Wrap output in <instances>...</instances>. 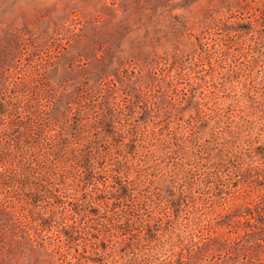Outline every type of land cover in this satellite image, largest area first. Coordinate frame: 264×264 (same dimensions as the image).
<instances>
[{
	"label": "rangeland",
	"instance_id": "1",
	"mask_svg": "<svg viewBox=\"0 0 264 264\" xmlns=\"http://www.w3.org/2000/svg\"><path fill=\"white\" fill-rule=\"evenodd\" d=\"M236 20L248 31H215L223 21L233 25ZM199 41L209 47L226 43L237 67L252 62L254 71L260 69L264 0H0V264H243L246 253L264 264L263 249L246 247L242 240L231 251L218 240V215L232 196L225 200L222 192L194 185L189 195L177 198L179 185L167 189L161 182H155L157 194L146 204L136 196L111 194L115 186L129 185L136 173L166 177L182 169L176 162H187L190 179L207 172L194 165L193 153L214 129L207 105L225 107L226 94L235 100L249 77L232 72L222 49L213 52L211 66L205 64L198 58ZM190 60L196 62V74L210 81L185 84L182 99L168 82V71ZM262 94V87L252 90V105L259 106ZM201 97L207 103L192 129L196 140L156 155L155 168L150 162L139 167L140 148H152L150 133L153 140L174 133L191 136L184 120L195 114L194 100ZM103 122L113 123L116 134H105ZM131 139L136 150L126 153ZM80 151L98 159L82 187L72 157ZM124 153L142 170H123ZM119 166L120 172L112 169ZM34 178H43L48 191L32 201L27 194H38L30 181ZM98 188L104 196L89 205V214L72 212L82 208L77 199L83 190ZM130 191L137 194L135 188ZM129 214L133 227L124 234L113 223ZM108 220L110 230L100 235L105 245L91 254L95 262L77 254V248L83 254L82 247L90 243L93 228L102 229L98 223ZM147 222L157 226L152 240L140 226ZM66 223L80 230L77 245L58 232ZM134 237L137 248H129L124 238ZM49 242L57 244L56 252Z\"/></svg>",
	"mask_w": 264,
	"mask_h": 264
},
{
	"label": "trees",
	"instance_id": "2",
	"mask_svg": "<svg viewBox=\"0 0 264 264\" xmlns=\"http://www.w3.org/2000/svg\"><path fill=\"white\" fill-rule=\"evenodd\" d=\"M246 29L240 26V23L236 20L233 25L227 24L226 21H223L221 25L216 26L215 31H224L225 33L236 32L237 34L240 33V31L247 32L248 28ZM220 45L221 46L209 47L207 43L199 41L198 58L205 61L204 63L208 66H211L213 62V52L222 49L226 52L225 54L228 59L226 63L232 67V72L247 74L249 80L242 82V87L235 94V100L231 99L229 94H226L230 101L225 107L217 106L216 108H212V106L209 107L207 105V110H210V113L212 114V118L210 119L213 120L212 127L214 129L210 133L208 140H205V144H196L199 148L193 151L195 156L194 165L207 169L205 175L198 179H195V177L194 179H190L186 175L185 164L187 162H176L177 165H182V169L176 168L175 171L173 170V172H170L166 177H160L153 173H136L134 179H130L131 181L129 185L121 184L115 186V190L114 192H111V194L116 195L117 198H131L136 196V200L139 203L146 204L149 200L153 201L157 194H155V187L157 188L155 182L165 183L167 189H172L179 185L178 188L180 189H178L176 195L177 198H183V196L189 195L191 186L194 185L202 186V190H206V192H222L224 193L225 200H228V197L231 196L232 200L230 201V204L223 208L221 214L219 213L218 215V217H222V222L219 223L222 227L220 230V237L218 238L219 242L228 245V249L231 251H234V246L240 241L243 242L242 240H244V245L246 247L253 245L254 247L256 246V248L264 250V190H262L264 187V66L254 71L252 69V62H248L244 68L240 69L235 65V61L233 62V56L229 55L231 52L228 50L226 51L228 44L221 43ZM195 64V61L190 60L185 67H173L168 71V82L172 84L176 90L181 91L182 99H186L187 97L185 89V86L187 85L185 84H188V86L191 87L194 83H199L198 80L203 83L210 81V78L208 79L206 75L202 74L198 76L196 74L198 70L196 69ZM182 79H185L186 82H183ZM179 86L181 87L177 88ZM258 87L263 88L262 99L258 101L260 103L259 106H254L251 103L252 90L257 89ZM201 99V101L194 100V103L196 104V112L184 120L185 124H187L186 126L189 127V130L191 131V136L187 138L184 133H174L168 134L164 138L161 137L159 140H153L154 134L150 133L149 140H151V142L149 143L152 148H140L141 156L138 159L139 167L144 163L150 162L154 163L152 165L155 168L157 163L156 155H166L164 153L165 150L175 143L177 148H179L180 145L186 143L187 139H190L191 143L196 140L195 130L193 135L192 129H194L195 120L198 114L202 111L203 105L207 103H203V97H201ZM119 125V130L132 136V133L125 125ZM217 126H221V130L217 129V131L215 129ZM101 127L105 134L112 136L114 133L116 134L115 125L113 123L103 122ZM173 140L175 141L174 143ZM132 141L133 139L130 140L129 146H127L130 150H127L126 153H130V151L135 152L136 144ZM75 147L76 146H72L71 148L75 150ZM126 153L122 155L126 160L125 166L122 169L124 170L126 168V171L131 168L136 171L142 170L138 168L136 165L137 163L133 164L132 162H129L128 154ZM72 157L76 159L74 175H76L77 178L75 180L80 187L84 185L86 186L84 183H89L91 180L98 159L94 158L93 160L90 155L82 151ZM112 169L116 172L121 171L120 166ZM81 172H84L87 176H82L80 174ZM234 173L235 175H233ZM30 181L36 185L38 194L33 192L27 194V196L32 201H35L40 195L39 192L43 193L48 191L47 183L43 178H34ZM113 182L115 183L116 180L114 179ZM234 182L238 183L235 184ZM90 184H94V182H91ZM231 185L234 187L233 189L230 188ZM150 186H153L151 187L152 190L150 189ZM222 186H225V190H222ZM186 187L189 189L187 192ZM215 187L216 189L218 188V190H216ZM251 187H260L262 189L259 188L256 192H252L250 189ZM130 188H135L137 194L134 195V193L130 191ZM82 195L83 196H80V198L77 199L82 208H71L72 212L76 214L80 213L79 216L89 214L88 212L92 211L89 205L96 200L102 199L104 196L101 189H96V191L86 189L83 190ZM161 195L162 194H159V197ZM234 198H236V200H234ZM51 199L56 203L60 202L57 196L51 195ZM167 201L173 202L172 199ZM218 217H216V219ZM60 218L62 219L61 216ZM131 218L132 216L129 214V217L126 218V220L123 222L119 220L117 224L113 223V226L115 225L114 227H117L122 233L126 234V232H129L130 228L133 227ZM109 223V220L108 222L103 221L98 223L102 229L93 228L95 231L90 232L88 238L90 243H85L82 247L83 254H81V251L77 248V254L95 262V258H93L91 254H99L101 248L104 247L106 238H102L100 235L103 234L104 231L110 230L107 228ZM39 225L45 227L46 223L40 221ZM140 226L146 235V239L152 240L155 237L154 233L157 226L148 222L141 224ZM58 232L62 236V239L67 241L68 244L77 245L79 242L78 239L81 236L80 230L70 229L69 224L67 223L64 224ZM111 235L112 234L110 233V236ZM124 241L129 248H137L139 240L138 237H134L133 239L124 238ZM49 243L53 245L52 251L56 252L57 244H52L53 242ZM188 255H191L190 251L188 252ZM246 255L247 257L243 264H262L259 262H253L254 255L252 256V253H246Z\"/></svg>",
	"mask_w": 264,
	"mask_h": 264
}]
</instances>
